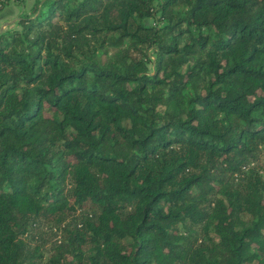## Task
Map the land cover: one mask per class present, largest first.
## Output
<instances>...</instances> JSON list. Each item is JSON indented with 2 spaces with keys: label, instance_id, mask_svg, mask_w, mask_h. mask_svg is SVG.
I'll use <instances>...</instances> for the list:
<instances>
[{
  "label": "trees",
  "instance_id": "1",
  "mask_svg": "<svg viewBox=\"0 0 264 264\" xmlns=\"http://www.w3.org/2000/svg\"><path fill=\"white\" fill-rule=\"evenodd\" d=\"M16 27L0 264L67 220L47 264H264V0H37Z\"/></svg>",
  "mask_w": 264,
  "mask_h": 264
},
{
  "label": "rangeland",
  "instance_id": "2",
  "mask_svg": "<svg viewBox=\"0 0 264 264\" xmlns=\"http://www.w3.org/2000/svg\"><path fill=\"white\" fill-rule=\"evenodd\" d=\"M37 0H11L7 9L4 10L5 18L0 21V30L7 31L17 28L16 22L20 15L28 14ZM3 14V15H4ZM151 23V21H148ZM151 59H153L151 57ZM152 70V66H149ZM261 166H264V154L261 156ZM261 168V167H260ZM76 220H67L65 223L56 226L47 222L35 221L29 226L27 233L24 235V242L28 249L33 251L38 249V254H42V264H47L46 261L53 252V248L63 244L62 229L69 223H76Z\"/></svg>",
  "mask_w": 264,
  "mask_h": 264
},
{
  "label": "crops",
  "instance_id": "3",
  "mask_svg": "<svg viewBox=\"0 0 264 264\" xmlns=\"http://www.w3.org/2000/svg\"><path fill=\"white\" fill-rule=\"evenodd\" d=\"M6 9H7V7L4 8V10H6ZM4 10H3V11H4ZM3 11L0 13V21L3 20V19L5 18V17H4L5 14H4ZM3 14H4V15H3Z\"/></svg>",
  "mask_w": 264,
  "mask_h": 264
},
{
  "label": "built area",
  "instance_id": "4",
  "mask_svg": "<svg viewBox=\"0 0 264 264\" xmlns=\"http://www.w3.org/2000/svg\"><path fill=\"white\" fill-rule=\"evenodd\" d=\"M3 30H0V33L2 32Z\"/></svg>",
  "mask_w": 264,
  "mask_h": 264
}]
</instances>
